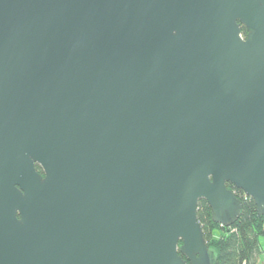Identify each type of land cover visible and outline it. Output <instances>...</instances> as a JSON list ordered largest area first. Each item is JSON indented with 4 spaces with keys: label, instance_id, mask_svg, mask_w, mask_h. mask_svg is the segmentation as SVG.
<instances>
[{
    "label": "water",
    "instance_id": "1",
    "mask_svg": "<svg viewBox=\"0 0 264 264\" xmlns=\"http://www.w3.org/2000/svg\"><path fill=\"white\" fill-rule=\"evenodd\" d=\"M229 185L264 215V0H0V264H212Z\"/></svg>",
    "mask_w": 264,
    "mask_h": 264
},
{
    "label": "trees",
    "instance_id": "2",
    "mask_svg": "<svg viewBox=\"0 0 264 264\" xmlns=\"http://www.w3.org/2000/svg\"><path fill=\"white\" fill-rule=\"evenodd\" d=\"M240 28L245 36L247 28L243 25ZM229 186L242 203L239 216L230 225L214 222L208 203L202 198L197 202V218L213 256L212 264H264V249L259 243V237L264 236V215L257 213L255 202L243 190ZM260 255L262 263L258 261Z\"/></svg>",
    "mask_w": 264,
    "mask_h": 264
},
{
    "label": "crops",
    "instance_id": "3",
    "mask_svg": "<svg viewBox=\"0 0 264 264\" xmlns=\"http://www.w3.org/2000/svg\"><path fill=\"white\" fill-rule=\"evenodd\" d=\"M216 234H218V231H215ZM259 243L262 249H264V236L259 237ZM259 263H262L263 261V255H260L258 258Z\"/></svg>",
    "mask_w": 264,
    "mask_h": 264
}]
</instances>
